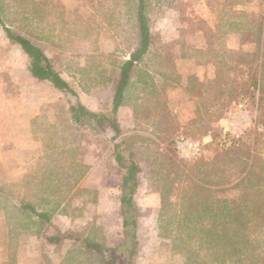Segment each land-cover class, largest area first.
Wrapping results in <instances>:
<instances>
[{
  "label": "rangeland",
  "instance_id": "1",
  "mask_svg": "<svg viewBox=\"0 0 264 264\" xmlns=\"http://www.w3.org/2000/svg\"><path fill=\"white\" fill-rule=\"evenodd\" d=\"M228 1L146 0L151 43L132 77L137 81V72L148 73L149 90L151 89L152 92L147 95L146 92L142 93L134 87L129 88L126 91L129 104L119 110L118 121L129 126L122 127L125 130L133 127L136 121H146L144 125L149 128V135L160 146L155 144L156 142L146 141L145 145L138 147L141 153H144L146 146L152 151L159 147L162 153L174 152L175 159L187 162H189L188 159L177 152L175 142L173 141L172 145L175 150L173 151L172 147L165 146L160 135L164 138L171 137L172 140L180 135L204 139L210 131H213L212 138H205L206 143L202 154L196 159H209L214 162L213 164L218 165L219 160L223 162L226 172L224 177L229 178L225 186L239 183V187H231L225 192V195L232 199L237 197L243 186L249 187L253 180L256 187L264 188L262 167L264 164V105H258L259 98L264 96V91L259 87L249 86L247 82V78L254 75L263 79L264 83V0H231V4ZM3 3L16 7L9 12L5 10L3 16L8 24L13 22L10 25L13 31L27 35L44 48L52 58L54 67L78 92L81 101L97 109L111 106L113 90L106 88L105 85L110 83L113 85V81L119 79V64L130 55L140 41L136 20V0H0V4ZM47 6L50 7V11L46 13ZM35 10H40V16H35ZM261 21L263 36L255 44L252 41L259 35ZM241 29L249 34L247 42H250L243 46L239 45L241 40L245 39L239 35ZM210 36L214 43L212 47H209L207 40ZM5 37L7 34L0 28V40L2 41ZM1 41L0 55L3 53L10 56L5 60L0 56V90H3L0 98V115L2 120L5 117L9 120L17 106L13 101L7 102L5 96L13 98L12 93L17 90L14 83L21 78H9L8 73L10 70V73L19 71L17 65H21V62L25 69L29 61L24 54L18 55L19 51H14V48L9 49L8 45ZM203 41L205 44L203 43L204 46L201 47ZM259 44L260 48H257ZM242 52L249 54L242 57ZM206 61L209 62L204 64L203 62ZM197 63L206 68L209 75L203 80L199 79L203 81V85H197L195 90L198 88L202 96L194 95L195 103L190 104L186 96L189 89L197 82L193 74ZM202 69L200 68L201 72ZM254 71L256 74L253 73ZM110 76L112 82L109 80ZM21 80H23L21 83L27 87L24 81L28 78ZM85 85L88 88H84ZM136 85L143 84L138 81ZM155 85L159 87L157 91H161V86L167 87V96L162 99V102L167 101L168 109L163 110L162 121L160 119L157 120L158 122L147 117L151 110H154L161 118V93L158 106L151 109L148 107L155 99L153 93ZM33 86L39 93L36 118L34 114L31 115L32 121H24V119L14 121L17 119L12 118L13 121H5V128L3 121H0V130H5V133L0 132V140L5 139V142L0 141V264H59L60 244H50L48 239L41 235L45 230L50 231L47 235H52L56 229L52 226L49 230L46 228L44 219L38 218L31 214L27 207H23V205L33 204L34 201L38 202V209L52 213L53 218L58 220L56 222L58 227L67 226L73 232H81L87 236L86 232L92 223L89 225L87 223L86 227L81 225L80 229L74 218L77 219V216L85 213V221H91L89 218L92 213L102 214L98 212V208H89L79 200H73L70 205L63 208L64 213L69 214L73 220V223L70 222L69 225L67 221L58 218L61 206L57 207L53 200L46 203V200L50 198L46 196H51V192L57 191L58 186L61 185L60 177L65 178L75 171L78 173L72 179L80 178L84 172L90 174L86 177L88 184L82 186L86 190H79L81 194L75 190L74 199L78 195L91 198L98 195L99 192L95 193L93 188L99 182H102L101 185L110 187L118 184L117 171L109 161L110 149L106 142V139L110 138L109 134L104 132L92 134L89 131L82 133L83 130L76 126L66 133L64 131L61 133L64 121H74L69 109L67 110V97L61 96L56 90L50 94L52 90L47 82L38 81ZM179 91H182L181 95ZM46 93L47 98H45ZM49 96L53 99V105L46 100ZM179 97H182V101L178 100ZM146 98L150 102L138 108L137 106H140ZM21 99L23 109L30 107L27 91L21 94ZM30 99H34L33 95ZM72 99L75 100V97L73 96ZM244 99L247 100L252 121L242 134L238 145L222 147L217 141L219 130L227 125L225 119L228 117V111L234 109ZM34 105L33 101L32 107ZM191 114L193 118L189 120ZM218 115L222 116L215 120ZM211 116L214 121L210 119ZM194 119L198 121H193ZM55 123L58 127L57 131L53 127ZM67 125H69L68 122ZM110 132L112 133V130ZM75 140L81 141V145L84 146L78 152V156L80 154L91 163L89 167H82L80 171L76 170L71 162L72 159L67 158V152H63L66 150L65 144L67 142L72 144ZM58 144L61 148L54 146ZM95 144L99 147L96 148ZM239 148L242 151L235 154ZM53 156L59 158L60 166L58 162L57 165H52V161L56 160ZM153 157L154 155L141 156L142 164L145 167L146 176L158 180L165 176L166 170L162 167L163 165L161 168L156 166V160ZM101 159H104L106 164L100 163ZM251 164L253 166L250 172L251 182H249L248 176L247 178L245 176ZM172 165L176 167V162L172 161ZM214 168V174L211 173L208 179L221 178V170L218 171L215 165ZM160 169L161 173H157L156 171ZM210 170L208 168L207 172ZM174 176L176 177V174H172V177ZM182 180L181 178L180 181L174 180V185L178 188L187 187L189 178L184 175ZM163 181L156 182L154 186H161ZM209 187L220 188L214 183H210ZM179 192L180 189L177 193ZM212 194L221 195L218 191ZM53 195L56 199L59 198L57 192ZM180 195H173L175 202L173 206L178 209V215L181 214L180 205H177L182 200ZM102 196L109 197L107 194ZM163 213L160 244H158L159 238L152 242L151 238L146 236L147 243L142 246L143 248L141 247V250L139 248L137 264H189L186 254L181 249L192 254L193 264H264V221L257 226L255 234L249 231L250 248L246 249L243 255L233 256L234 252L231 251L221 255L220 251L211 250L210 245L206 247V244H202L198 237H184L182 246H180L182 241L178 239L177 244L179 248H182H177V251L172 250L173 244H162L163 240L165 242L168 240L164 239L165 235L172 237L188 233L187 229L179 224L177 216L169 217V221L172 222L165 229L166 214ZM113 219L110 220L112 225L115 224ZM103 221L100 219L99 225L102 227ZM83 227L85 232L82 230ZM104 233L110 241H114L110 233L109 235ZM190 234L195 232L190 229ZM101 264H105L103 260Z\"/></svg>",
  "mask_w": 264,
  "mask_h": 264
},
{
  "label": "trees",
  "instance_id": "2",
  "mask_svg": "<svg viewBox=\"0 0 264 264\" xmlns=\"http://www.w3.org/2000/svg\"><path fill=\"white\" fill-rule=\"evenodd\" d=\"M231 4V0L228 1ZM137 3V12L136 20L139 27V44L138 46L131 51L130 59L124 60L120 63V74L119 79L113 81L112 83L105 85L106 88L113 90V96L111 98V106H106L104 108H94L86 105L83 101L80 100L78 92L74 89L73 86L62 76V74L54 67L52 63V58L46 53L44 48L39 44L32 41L27 35L15 33L9 27H6V31L11 40L18 43L24 54L27 56L29 65L27 68L29 71L39 80H47L51 82L56 88L61 90L67 97L69 104V111L71 117L74 121L79 122L81 126L85 127L90 133L95 134L96 132H104L109 134L110 138L107 140V145L109 146L110 151L112 152L114 158L116 159L119 173H120V198L122 201V207L120 209L121 219H122V230H123V239L117 244H107L105 241L104 235L101 234V237L96 240L98 235L94 233H99V227L93 226L89 231V236L81 237L74 235L72 232L67 231L62 232L61 229L54 227V224L51 225L56 229V232L53 235L48 236L50 241L58 242L62 238H70L76 242H80L81 247L86 248V252L90 253L89 257L92 260L93 257L97 259L100 258L104 261L105 264H137V254L139 253V247L141 244V239L138 237V220H137V209L134 205V195L138 188L139 179L138 175L145 167L142 166V157L154 155L155 165L166 170L165 176L158 178V181L165 180L158 188L161 191V215L166 214V223L164 224L165 229L168 228L170 222L169 217H179V224L183 225L184 229H187L188 233L182 235H174L169 237L164 236V239H168L166 242L163 240L162 244H173L172 247L174 251H177L179 248L177 241L178 239L181 242L180 246L183 245L184 237H198L202 244H206V247L210 245L211 250L215 249L220 251L219 254L224 255L226 251L234 252L233 256L244 254L246 249L250 248V241L248 240V235H251L249 231L256 233V228L264 221V188L256 187L254 180L253 183L249 186H243L241 192L237 195L236 198L230 199L225 195V192L231 187H236L239 183L233 186H225L226 182L228 183L229 178H225V168L221 160H219V165L213 164L214 162L209 159H196L184 161L182 159H175V153L172 152L162 153L161 149L157 147L153 151L150 150L148 146L144 148V153H141L138 149L141 145H145L146 141L152 142L160 146V144L147 133H142L141 131H149V128L143 123L146 121H140L138 126L135 127V131H129V128L126 130L120 126L118 121V112L120 107L123 109L126 107V104H129V99L126 97V91L130 88H136L140 92H146L149 95L152 90H149V74H143L142 72H137L138 80L133 79L134 71L138 70V64L143 61L144 55L148 52L149 45L151 43V30L149 25V18L146 13V0H136ZM35 16H40V10H35ZM245 15V13H243ZM1 20V19H0ZM3 22V20H1ZM259 35L256 37V40L252 41L257 44L263 36V22L259 24ZM239 35L242 36L240 46H243L249 39V34L245 33L243 29L239 31ZM240 36V37H241ZM213 37V35H212ZM212 37L210 36L207 40L209 47H212ZM251 42V43H252ZM212 43V44H211ZM257 48H260V44ZM212 51V49H211ZM258 53V52H257ZM249 53L242 52L241 56L248 55ZM258 56V55H257ZM258 59V57H257ZM211 61V60H210ZM209 61L203 62L206 64ZM264 62V57H263ZM116 64V61H115ZM199 64V63H198ZM256 74V71L253 72ZM147 75V76H146ZM110 82H112V77H109ZM197 82L195 85L189 89L191 94L194 96H202L199 89L195 88L197 85H203V81H199L195 78ZM222 80V78L220 79ZM249 86L259 87L264 91L263 79L257 78L254 75L247 78ZM141 81L142 86H137V82ZM198 83V84H197ZM135 85V86H133ZM84 88H88L86 85ZM158 86L155 85L153 93L155 99L152 104L148 107L154 108L158 106V98L161 93V118L159 117L158 112L151 110L147 117L155 121H162V112L163 110L168 109L167 101L162 102V99L167 96V87L161 86V91L158 90ZM88 90V89H87ZM73 96L75 100L72 99ZM254 96V95H253ZM126 97V98H125ZM137 99V98H136ZM146 102H150L148 98L141 103L138 108L144 107ZM258 105H264V96H261L258 101ZM149 111V110H146ZM208 111V110H207ZM209 115V111L207 113ZM117 115V116H116ZM145 115V114H144ZM222 115H218L215 120L220 118ZM210 119L214 118L211 116ZM198 121V120H193ZM202 121V120H201ZM207 121V119L205 120ZM150 122V121H149ZM152 122V121H151ZM158 122V121H157ZM153 123V122H152ZM112 130V133L110 132ZM108 138V137H107ZM161 141L165 146L172 147L171 150L175 151L173 148V140L171 137L164 138L161 137ZM159 138V139H160ZM242 148V147H241ZM239 148L235 154L240 153L242 149ZM152 149V148H151ZM76 150V148H75ZM77 151V150H76ZM67 152V158H71L72 164L76 167L77 171H80L84 165L81 162L78 163L77 153L74 152V149L71 147L64 150ZM61 152V153H63ZM78 152V151H77ZM60 156V153H59ZM54 157V156H53ZM52 161V165L58 162L60 164L59 158ZM56 161V162H55ZM172 161L176 162V167L172 165ZM191 162V163H190ZM219 171L221 170V178L219 179H208L210 174H214L215 168ZM60 166V165H59ZM63 166V165H61ZM252 164L248 168L246 173V178L250 181V175L252 170ZM224 169H223V168ZM264 169V164L262 165ZM208 168L211 170L209 172ZM57 171V169H55ZM161 173V169L156 171ZM55 173V172H53ZM57 173V172H56ZM76 173L73 172L71 175L66 176L65 178H59L60 184L56 190L51 192L56 194L61 199L65 195L66 186L70 188V196L72 197L76 192L74 188L76 184L83 177V173L80 178L72 179L75 177ZM81 173V172H79ZM172 174H176V177H172ZM179 175H182L181 177ZM186 175L190 182L186 183L187 187H177L174 184V180H179ZM70 178V180H68ZM174 178V179H173ZM264 182V179H263ZM179 183V182H177ZM215 184L219 187H209V185ZM55 186V184L53 185ZM239 187V186H238ZM180 189L181 195L177 193ZM214 191H218L220 194H212ZM177 193V194H176ZM180 195L181 201L177 203L180 205L181 214H179L178 209L174 205L173 195ZM236 196V195H235ZM27 207L31 214L37 215L39 218L44 219L45 222L50 221V213L44 212L38 209L35 204L23 205ZM171 210V211H170ZM232 217V218H230ZM190 229H192L195 234H190ZM65 234V235H64ZM253 234V235H254ZM93 236V237H92ZM186 238V239H187ZM73 247V246H72ZM70 251H76L78 249V244L73 247ZM187 256L189 264H193L192 254L189 251H184L181 249ZM75 255L71 253L70 258H73ZM197 256V254H196ZM76 259V258H74ZM64 262V261H63Z\"/></svg>",
  "mask_w": 264,
  "mask_h": 264
},
{
  "label": "crops",
  "instance_id": "3",
  "mask_svg": "<svg viewBox=\"0 0 264 264\" xmlns=\"http://www.w3.org/2000/svg\"><path fill=\"white\" fill-rule=\"evenodd\" d=\"M5 4V5H4ZM3 7H5L6 9H4ZM16 9V7H11L8 5V3H3V4H0V19L3 20V22L0 20V28L2 30L5 31V33L7 34V37H5L4 39H2L1 42H3V44L5 45H8L9 49H12L14 48L13 50L14 51H19L20 53L19 54H24L21 46L14 42L13 40H11L8 36V33L6 31V27H9L12 31L13 29L11 28V24L13 23L12 21L10 22L11 24H8L7 21L5 20V18L3 17L4 16V11H10V10H14ZM46 13L48 11H50V7L47 6V9L45 10ZM16 33V32H15ZM22 34V33H20ZM36 43V42H35ZM205 44V41H203L201 43V47L204 46ZM38 44V43H37ZM203 44V45H202ZM40 45V44H39ZM41 46V45H40ZM206 46V45H205ZM2 55H0L4 60L10 56V54H7L8 56L6 55H3V53H1ZM25 55V54H24ZM26 56V55H25ZM27 58V56H26ZM22 59V57H21ZM126 59H130V55L127 56L125 58ZM28 60V58H27ZM20 62V61H19ZM17 67H19V71H14L13 73H8V76L9 78H25V80H28L27 81H24L25 82V85H27V87H25L21 81L23 80H17L16 83H14V87L15 89L17 88L16 92H13V98H8L7 96H5V99L7 102L9 101H13L15 103V106H17V108H15L13 111H14V114L11 115V119H17V120H14V121H32L31 120V115L34 114V118H36V111H37V97L39 94L37 92V88H35L33 85H35L38 81H41V82H47V84L49 83L50 84V90L52 94L53 93V90H56V92H58L59 94H61V96H65V94L59 90L58 88H56L51 82L47 81V80H39L37 79L35 76H33V74L29 71V69L26 68L24 69L22 67V62H21V65L19 64V66L17 65ZM200 68H203L202 72L200 71ZM208 68V67H207ZM194 76L195 78H197L198 80H203L205 78H207V76L209 75V72L207 71L206 68H204L203 66L199 65L198 63L196 64V69L194 70ZM63 76V75H62ZM11 84V83H10ZM24 86V87H22ZM3 90H0V98H1V93H2ZM27 91L29 93V104H30V107H25L23 109V106H22V99H21V94L23 92ZM9 93V92H8ZM174 94V93H173ZM179 94L181 95L182 94V91L180 92L179 91ZM5 95H6V92H5ZM34 97V99H30L31 97ZM45 98L48 97V94L46 93L45 94ZM51 96H49V99H46V100H49L50 105H53V99L52 97L50 98ZM194 96L191 94V92H187V96H186V100L189 101L190 104H193L195 103L194 102ZM178 100H181L182 101V97ZM35 102V105L34 107H32V102ZM128 105V104H126ZM196 105V104H195ZM192 106V105H191ZM69 109V104L67 106V110ZM121 109V107H120ZM119 109V110H120ZM33 110V111H32ZM34 112V113H33ZM17 114V115H16ZM23 117V118H22ZM193 118V114L190 115L189 117V120ZM11 119H7V117H5L3 120H2V115H0V121H3V127L5 126V121H10ZM26 119V120H25ZM13 121V120H11ZM65 123H63L64 127L61 131V133L64 131V133H66L67 131H69V129H72L73 126H76L77 128H81L83 131L82 133H86V131H88L85 127L81 126V124L79 122H76V121H64ZM67 122L69 125H67ZM120 123V126L121 127H129L128 125H125V124H122L121 121H119ZM138 123H140V121H136L134 123V126L129 128V131H135V127L138 126ZM144 124V123H143ZM53 127L55 128V131H57V125L55 123V125H53ZM67 127V128H66ZM5 128V127H4ZM85 131V132H84ZM0 132L2 133H5V130H0ZM77 132V131H76ZM142 133H147L149 134V132L147 131H141ZM5 135V134H3ZM61 140L63 139V136L61 135ZM46 140V139H45ZM0 141H3L5 142V139H2ZM71 142V141H70ZM73 143H66L65 146H66V149H69V148H73L74 151L77 153V156H78V152H80V150H82V148L84 147L83 145H81V141L79 142V140H75V141H72ZM85 143V142H84ZM96 145V148L99 147L98 144H95ZM56 147H59L61 148V145L58 144V145H54ZM63 146V144H62ZM53 147V146H52ZM78 151H76L75 150ZM4 149V147H3ZM55 149H58V148H55ZM69 159V158H68ZM78 163L81 162L82 165H84L83 167L87 168L89 167L91 164L90 161H87V159H84L82 156H78ZM109 161H110V165L113 166V168L115 167V170L117 171V175H118V184L116 183L114 187H110L108 185H104L101 183L102 182H99V184H95V193L96 192H99L98 195L94 196V197H83L82 195H78V197H75V199L73 198V196L71 197L69 194H70V188L69 187H65L66 190H65V195L61 198V199H56L54 197V195L51 193L50 195L51 196H46L47 198L50 197L48 200H46V203L50 202V201H54L56 203V206H61L62 209L59 211L60 213H58V218H61L62 220H65L67 221V224H69L70 222L73 223V220H71V217L69 216V214L67 213H64V210L63 208L65 206H68L71 204V202L73 200H79L80 203H83L85 204L87 207L89 208H98L100 213L102 214H98V215H94V213L91 214V217L89 218V220L91 219V221H85V213H81V215L77 216V219L74 218V220H76L78 222L77 224V227L78 228H82L81 225H84L86 227L87 223L88 225L91 224V227L89 228V230L86 232L87 233V237L90 235L89 234V231L91 230V228L94 226H97L99 227V233H94L96 235H98V237L96 238V240L98 238L101 237V234L104 235L105 237V242L107 244H117L119 243L120 241H122L123 239V230H122V219H121V213H120V209L122 207V201H121V198H120V189H119V186H120V173H119V168H118V165H117V162H116V159L114 158L112 152L110 151V158H109ZM105 163L104 159H101V162L100 163ZM99 164V163H98ZM106 164V163H105ZM143 166V164H142ZM86 173V174H84ZM83 174V181H79L77 184H76V187L74 188V190H78V194H81V192L79 190H86L85 187H82V186H86V182H88L86 180V177H87V174H89L88 172H84ZM90 175V174H89ZM85 177V178H84ZM138 179H139V184H138V188L136 190V193L134 195V205L136 206V209H137V212H138V215H137V220H138V237L139 239H141V244H140V250H141V247L144 246L147 241L145 240L146 236H148L147 238H151V241L154 242V239H160V241H158V244H160L161 242V191L160 189L158 188V186H154L156 182H159L157 179H150L149 177L146 176V171H141L138 175ZM62 185V184H61ZM63 188H64V185H62ZM109 191H111V193H108ZM103 194H107L109 195V197L107 196H102ZM53 198V199H52ZM78 202V203H79ZM36 206L39 205L37 201H34V203ZM42 204V203H41ZM110 207V208H108ZM108 208V209H107ZM113 213V214H112ZM35 215V214H33ZM102 215V216H101ZM37 216V215H35ZM50 221L46 222V225L47 227L46 228H49L50 230V227L52 229V226L54 223V227L56 226L57 228L61 229L63 233L67 232V231H70L72 232L74 235H77V236H81V237H86L84 236L81 232L80 233H76V232H73L71 229H69V227H58L56 222V219L53 218V215L52 213H50ZM38 217V216H37ZM64 217V218H63ZM39 218V217H38ZM109 218H114L115 219V224L112 225L111 223V219L108 221L107 219ZM100 219H103V227L100 226ZM113 219V221H114ZM108 223V224H107ZM70 225V224H69ZM85 227H83V231L85 232ZM64 228H67V229H64ZM104 230V231H103ZM50 232V231H49ZM49 232H46V230L41 233L42 237H46L48 240V242L51 244H60L59 246H61V251H59L58 255L60 256V259H59V264H101V261L102 259L100 260L93 257V259L91 260L89 257V254L88 252H86V248L85 247H81L80 249V246H81V243L80 242H76L74 241L73 239H70V238H62L61 240H59L58 242H53V241H50L48 236L50 235H47V233ZM106 232L108 235L110 233V235H112V239L114 241H110L109 238H107L108 236H105V233ZM52 233V232H51ZM54 233H52L53 235ZM65 235V234H64ZM93 237V236H92ZM110 237V236H109ZM153 239V240H152ZM75 244L77 245L78 244V249L76 251H70L71 250V247L75 246ZM65 245V248L63 249ZM72 247V249H74ZM143 248V247H142ZM71 253L74 254L75 256L73 258H70L71 256ZM76 258V259H74ZM64 261V262H63ZM21 264V263H19Z\"/></svg>",
  "mask_w": 264,
  "mask_h": 264
},
{
  "label": "built area",
  "instance_id": "4",
  "mask_svg": "<svg viewBox=\"0 0 264 264\" xmlns=\"http://www.w3.org/2000/svg\"><path fill=\"white\" fill-rule=\"evenodd\" d=\"M226 124L221 127L218 133L219 145L225 148L238 145L242 134L248 128L250 121V112L248 110L247 100H241L234 109L228 111ZM213 131H210L204 139H193L183 135L173 139L177 152L185 159L193 160L199 158L206 143L205 138H212Z\"/></svg>",
  "mask_w": 264,
  "mask_h": 264
}]
</instances>
